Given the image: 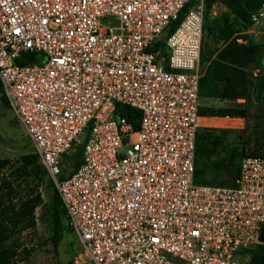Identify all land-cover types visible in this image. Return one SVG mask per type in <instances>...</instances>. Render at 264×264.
Returning a JSON list of instances; mask_svg holds the SVG:
<instances>
[{
	"label": "built area",
	"instance_id": "obj_1",
	"mask_svg": "<svg viewBox=\"0 0 264 264\" xmlns=\"http://www.w3.org/2000/svg\"><path fill=\"white\" fill-rule=\"evenodd\" d=\"M188 2L0 0L1 92L81 264H249L264 247V157L242 158L232 187L194 183L206 8L195 0L174 24ZM230 39L264 42V1ZM118 106L138 111L135 126ZM80 136L79 166L61 177Z\"/></svg>",
	"mask_w": 264,
	"mask_h": 264
},
{
	"label": "trees",
	"instance_id": "obj_2",
	"mask_svg": "<svg viewBox=\"0 0 264 264\" xmlns=\"http://www.w3.org/2000/svg\"><path fill=\"white\" fill-rule=\"evenodd\" d=\"M262 1L264 0H257V3L251 6L248 0H232V8L239 7L238 9L234 8L232 15L243 20L247 25L249 15L260 6ZM203 2L207 11L211 5L224 4L226 0H203ZM193 3L194 0H189L178 14L174 24L182 19L183 14ZM218 34L222 41L227 42L233 31L225 25L219 29ZM202 48L201 45V50ZM201 50L199 65L207 64V66L198 82L199 101L208 98L229 101L242 99V102L228 107L199 104L198 117L240 118L243 120L244 126L242 129L197 128L195 133L194 183L213 186L197 179L196 159L197 155H200L202 147L208 148V151H213L212 157H208L210 161L215 159L213 155H215L214 153L218 154L219 146L215 141L217 138L212 136L214 133L215 135H230L232 142L240 145L239 149L233 150L224 166L223 173L230 177L229 183L217 185L219 187H232L242 158L264 157V42L237 45L234 41H229L223 49L217 52L215 59H212L214 53L205 56L201 54ZM30 58L31 55L29 54H21L17 59V64H27ZM254 70H257V73L253 76L252 71ZM117 113L133 126L139 119L138 111L125 106H118ZM202 120L199 119V123ZM79 145L81 146V143ZM27 159L26 157L21 158V164L16 171L17 181H12L7 176L0 177V264H6L13 257L16 249L20 246V234L34 225L33 211L40 205L37 183L43 170L35 162H31V164L27 162ZM79 163L80 158L75 170ZM21 183H24L26 188H21ZM50 208L52 232L57 235L60 231L59 218L66 221L65 211L57 192L52 195ZM249 264H264V247L258 246L251 251Z\"/></svg>",
	"mask_w": 264,
	"mask_h": 264
},
{
	"label": "rangeland",
	"instance_id": "obj_3",
	"mask_svg": "<svg viewBox=\"0 0 264 264\" xmlns=\"http://www.w3.org/2000/svg\"><path fill=\"white\" fill-rule=\"evenodd\" d=\"M248 1L251 6L257 3V0ZM231 3L232 0H226L225 5L216 3L207 9L203 24L202 55L206 56L218 52L226 46L227 42L234 41L230 39L233 34L241 33L246 29L247 25L245 22L232 15L234 8L238 9L239 7L232 8ZM225 25L233 31L227 42L222 41L218 34L219 29ZM241 37L242 39L245 38V36ZM239 44L242 43H238L237 45ZM199 104L206 105L207 101L201 99ZM230 105H233V103ZM198 124V128L208 129H242L244 126V124L241 128H222L218 127L219 125L207 126L204 120ZM212 136L217 138V140L214 138L212 140L218 143L219 152L218 154L214 153L215 159L210 161L208 157H212L213 151H208V148L204 149L202 147L201 153L197 155L196 159L197 179L213 186L227 185L230 177L223 173L224 166L233 150L239 149L240 145L234 144L230 135H215L213 133ZM81 139L80 136L77 144L73 146L69 154L61 161V177L75 170L77 161L80 158L81 146L79 144L81 143ZM212 150H214V147H212ZM22 157L28 158L26 161L30 164L31 162H35L43 170L41 178L37 183L40 205L33 211L34 225L20 234V246L6 264H81L86 262L82 246L76 234L68 228L64 219L59 218L60 231L58 234L54 235L52 232L50 201L53 193L57 192L54 179L42 167L33 145L26 137L23 128L7 105L0 89V177L7 176L12 181H17L16 171H18L17 168L21 164ZM21 188H26L24 183H21Z\"/></svg>",
	"mask_w": 264,
	"mask_h": 264
},
{
	"label": "crops",
	"instance_id": "obj_4",
	"mask_svg": "<svg viewBox=\"0 0 264 264\" xmlns=\"http://www.w3.org/2000/svg\"><path fill=\"white\" fill-rule=\"evenodd\" d=\"M216 53L212 56V59H215ZM200 66V65H199ZM207 66L201 65V76L204 73V69ZM257 73V70L252 71V75L254 76ZM205 101H207V104L205 106H212V107H228L231 106L230 104H237L241 103L242 99H236L235 101H229V100H220V99H208L205 98ZM199 119H203L205 121V124L207 126L211 125H219L218 127L222 128H241L243 125V120L240 118H229V117H199Z\"/></svg>",
	"mask_w": 264,
	"mask_h": 264
},
{
	"label": "water",
	"instance_id": "obj_5",
	"mask_svg": "<svg viewBox=\"0 0 264 264\" xmlns=\"http://www.w3.org/2000/svg\"><path fill=\"white\" fill-rule=\"evenodd\" d=\"M260 239H261V240H264V223H263V225H262V227H261V231H260Z\"/></svg>",
	"mask_w": 264,
	"mask_h": 264
},
{
	"label": "bare ground",
	"instance_id": "obj_6",
	"mask_svg": "<svg viewBox=\"0 0 264 264\" xmlns=\"http://www.w3.org/2000/svg\"><path fill=\"white\" fill-rule=\"evenodd\" d=\"M199 120V119H198ZM198 123H199V121H198Z\"/></svg>",
	"mask_w": 264,
	"mask_h": 264
}]
</instances>
